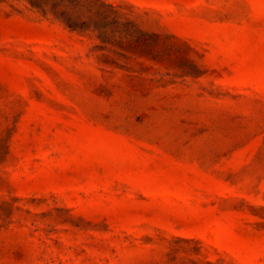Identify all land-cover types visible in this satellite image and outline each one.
Returning a JSON list of instances; mask_svg holds the SVG:
<instances>
[{"label": "rangeland", "instance_id": "374dc122", "mask_svg": "<svg viewBox=\"0 0 264 264\" xmlns=\"http://www.w3.org/2000/svg\"><path fill=\"white\" fill-rule=\"evenodd\" d=\"M0 264H264V0H0Z\"/></svg>", "mask_w": 264, "mask_h": 264}]
</instances>
